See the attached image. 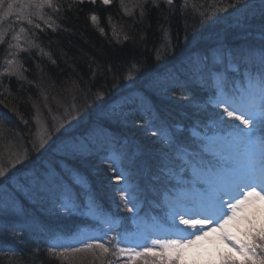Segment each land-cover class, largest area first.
<instances>
[{"label":"trees","instance_id":"obj_1","mask_svg":"<svg viewBox=\"0 0 264 264\" xmlns=\"http://www.w3.org/2000/svg\"><path fill=\"white\" fill-rule=\"evenodd\" d=\"M233 2L173 0L169 5L166 0H114L104 7L97 2L52 0V6L46 5L39 13L27 11L17 19L0 20V38L4 36L0 40V168L5 170L0 177V264H43L40 253L51 264H65L48 245L55 237L66 238L89 225L78 216L64 218L50 208L51 202L49 206L37 197H21L14 184L25 181L31 188L36 184L37 190L45 179L71 178L74 186L83 188L79 175L83 174L96 181L86 185L89 191L77 201L81 206L92 202L106 214L112 210L111 202L99 196L95 182L110 178L114 170L110 161L130 185H138L151 168L158 172L165 167L162 157L167 149L165 141L157 139V119L151 111L187 127L204 119L193 117L194 106L206 104L197 81L176 86L174 74L182 69L191 76L185 68L191 57L214 49L216 40L227 48L230 61H238L241 67L252 65L253 58L247 60L251 52L256 55L255 63L260 60L264 0H245L236 8L223 10ZM92 14L98 18L95 24ZM19 27L27 49L11 55L8 31ZM8 56L16 59V72L11 75L3 65ZM236 77L242 76L238 73ZM142 82L144 86L133 89ZM140 100L150 102L152 109L135 112L131 104ZM74 112L85 120L94 115L96 132L105 137L136 141L142 148L136 167L126 173L123 163L133 159L121 147L116 159L93 153L81 161L64 160L63 172L55 169L61 167L52 163L57 157L46 159L53 148L48 127L55 120L62 121L64 114L71 121ZM50 119L52 124L43 127ZM177 138L182 146L190 143L182 133ZM41 139L43 147L39 146ZM22 221L25 224L19 226ZM28 221L41 226L29 227Z\"/></svg>","mask_w":264,"mask_h":264},{"label":"snow or ice","instance_id":"obj_2","mask_svg":"<svg viewBox=\"0 0 264 264\" xmlns=\"http://www.w3.org/2000/svg\"><path fill=\"white\" fill-rule=\"evenodd\" d=\"M92 2L95 3V0H92ZM30 3L36 7H43L45 5L48 7L52 6V0H30ZM102 3L108 5L111 3V0H102ZM166 3L171 5L173 0H166ZM244 3L245 0H234L232 4L223 10L227 11L228 8H236L237 5ZM2 5L3 0H0V6ZM11 10L12 3H9L8 11H5L3 16H0V20L4 16H7ZM90 19L95 24L98 18L95 14H92ZM28 23L31 24L32 21L29 20ZM101 32L103 33V29H101ZM17 39L19 38L17 37ZM16 46L19 47L18 44ZM259 55L260 71L255 77V80L260 95L259 115L264 119V49L260 50ZM8 63L11 65L12 61ZM11 74L12 71H9V75ZM249 78L252 79L251 75ZM0 103H3V101H0ZM7 106L5 104V107ZM243 107L245 105L243 104L242 98L241 107H225L224 111L230 119L238 120L241 125L248 128L253 117L256 115V112L252 110L255 107L254 100L251 106H248L247 111L241 110ZM2 128L3 125L0 124V135H2ZM242 135L248 136L249 133L244 132ZM43 145L44 140L41 139L39 146L43 147ZM110 167L115 170V164L112 161H110ZM117 174L120 175L119 172ZM4 176L5 170L0 168V177ZM225 196L228 197L227 200H225ZM256 201H264V153H262L258 168L254 167L251 171L245 170L239 173L232 181L223 182L221 191L214 194L207 206L188 218L182 217L180 219V224L184 225L186 229H191V231H184L181 235L168 237L163 241L154 240L153 244L159 245V252H155L152 248L145 246L144 251L137 253V255L145 257L149 254L153 256L158 255L162 264H201V261H205L207 257L205 264H213L212 251L206 245L211 246L219 243L235 249L241 255L247 254L255 256L257 247L264 249V224L258 228L255 215L250 214V210L254 207ZM129 211H132V209H129ZM241 225L246 226L244 235L252 241L251 245L246 242L236 241V238L230 234V227L234 226L239 228ZM94 249H100L101 255L97 256ZM88 251H92L94 258L102 259L103 254L108 253L109 249L104 247L102 243H96L95 245L86 244L83 248L72 247L71 249L73 254ZM117 251L124 253L126 250L124 248H118ZM59 255L66 256L67 253L61 252ZM217 255L219 256L220 254L217 253ZM75 258L73 256V259ZM220 259L221 264H235L228 256H220ZM260 264H264V260H261Z\"/></svg>","mask_w":264,"mask_h":264},{"label":"rangeland","instance_id":"obj_3","mask_svg":"<svg viewBox=\"0 0 264 264\" xmlns=\"http://www.w3.org/2000/svg\"><path fill=\"white\" fill-rule=\"evenodd\" d=\"M18 1L20 3H22L23 5H26V6H34V5H32L30 3V0H18ZM79 1H92V0H79ZM100 1H102V0H100ZM9 3H12V1L6 2L5 6L8 7ZM11 34L12 33H9V35H8L9 43H11V41H13L12 38H13L14 35H11ZM17 37L20 39V36H14V41L16 40ZM17 44L21 48V42H16L15 43V47H17L16 46ZM257 102L260 104V101H257ZM251 103L252 102L250 100L249 103L246 102V103H243V104L245 105V107L248 108V106H251ZM223 104H224V102H223ZM259 104L255 103V107H254L255 109L254 108L252 109L254 112H256V115L253 117V119H255V117L259 114V111H258ZM63 117L64 118H63L62 121H61V118H60L59 121L55 120L54 122H57V123H55V125L51 126L50 128L48 126H50V124H52L51 119L49 121V124H46L45 126H43V127H46V128L48 127V129L51 130V133L50 134L48 133L49 139H50L51 134H53V136H55V134H57L58 131L63 130V128H65L68 125L69 116L64 114ZM243 129L245 131H248V128H245L244 126H243ZM41 132H43V131H41ZM193 135H194V137H197V139H198V137H199V133L198 132H194ZM235 135L236 134L231 135L230 138H234ZM218 138H219V141H222V139L220 137H218ZM213 140H214L213 138H207V142L209 144ZM211 148H214V147L210 145V147H208V150L207 149L206 150L208 152H210L211 154H213L212 157H217V163L220 164V167L223 166V163L227 164L224 156L223 157H219L220 155L219 156L215 155L216 153H218V152L220 153L221 151H218V150L210 151ZM244 148H245L244 152L238 153L239 155L236 157L237 160L242 164V168L246 167V166H250L251 163H253V164L255 163L256 167H257V164H259L260 161H261L262 153H264V139L256 140V141H252V142L248 141L246 143V145L244 146ZM236 155H237V153H236ZM222 168L224 169L225 167H222ZM213 169H219V167H213ZM226 169H227V167H226ZM204 170L205 169L198 168L197 171L191 172L190 176L196 182L195 183L196 186H203L206 183L207 176L203 177V175H205V173L203 172ZM183 171H184V166L181 165L179 168L177 167V170H175V173H176V175L179 176V175L182 174ZM167 174H169V173H166V175ZM160 184H161V182H160ZM151 188H153L152 185H151ZM179 195L181 197H183V195H181V193ZM174 208H176V207H174ZM263 210H264V204L262 205L261 208H259L257 205H254V207L250 210V214H254L255 218H257L258 217V213L262 212ZM87 214H88L87 216H89V217H92V218L95 217L93 215V213H91V212H89ZM126 214H129V218L135 219L137 217L136 216L137 215V211L135 209H132V211H130V212L126 211ZM182 217L183 216L179 213V211L177 209H174L173 212L169 216V219L171 220V222H174V225L170 229H172L177 235L183 234L184 231H191V229H186L184 225L180 224V219ZM183 218H185V217H183ZM116 225H117V222H114L112 220L106 222V226L108 227L107 228L108 231H114L115 229L122 230V228H119ZM141 229H142L143 232L141 233L140 238H137L140 232H136L134 234H126L125 239H122V236L118 237V242H120L118 248H124L126 250L123 254H120L121 257L122 258H126L127 260L130 259L132 263H128V264H162V262H161V260H160L158 255L157 256H153V255L149 254L146 257L137 255V253H139L138 250L136 249L138 246H140L142 248L147 246L148 248H152L154 251L156 250L155 252H159L160 251L159 245L158 244H153V241H152L151 237L147 233V230H146L147 228L146 227L142 228V226H141ZM245 229H246V226L241 225L239 228L234 227V226L230 227L229 231H230V234L233 235L236 238V241H238L239 237L241 236V232H243ZM89 239H90L89 237L88 238H81L79 242L78 241L76 242L77 244L76 243L74 244V246L82 244L81 242L88 243ZM104 246L107 247V244L104 243ZM206 247L211 249V251H212V259L220 258V256H222L224 253H227V252L232 254V255H234V256H236V257H240V258L244 257V255H241L240 252H237L235 249L230 248L229 246H227L225 244L217 243L216 245H211V246L206 245ZM91 252L92 251H88L86 253H91ZM217 253H219L220 255L218 256ZM106 254H109V253H104V255H106ZM96 255L100 256L101 253L99 254V252H97ZM78 256L79 257H77L75 259H73V258H69V259H70V261L73 264H78V263L79 264H83V263H88V262H91V264H94L96 262H98V263L101 262L102 263V261L104 262V259H106L105 256H103L102 259H96V258L93 257V255H87L86 256V254L84 252L83 253H78ZM113 259H115V258L113 257ZM206 260H207V257L205 258V261ZM113 261H116V260H113ZM205 261H201V264L204 263Z\"/></svg>","mask_w":264,"mask_h":264},{"label":"bare ground","instance_id":"obj_4","mask_svg":"<svg viewBox=\"0 0 264 264\" xmlns=\"http://www.w3.org/2000/svg\"><path fill=\"white\" fill-rule=\"evenodd\" d=\"M48 172L50 173L51 170H49ZM28 220H29V219H28ZM18 222H19V221H18ZM23 223H24L23 221L20 222V223H19V226H23V225H22ZM24 224H25V223H24ZM29 224H31V223H29ZM32 225L35 226V224H32ZM38 226L40 227L41 225H38ZM40 254H42L41 257L43 258V260H42V261H43V264H51V263H52V262L50 263V261L48 260V257H47L45 254H43V253H40Z\"/></svg>","mask_w":264,"mask_h":264}]
</instances>
